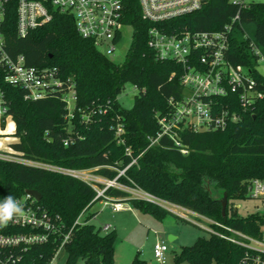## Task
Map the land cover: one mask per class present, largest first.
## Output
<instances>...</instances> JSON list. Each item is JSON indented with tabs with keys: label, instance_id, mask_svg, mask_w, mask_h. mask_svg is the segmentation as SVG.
Wrapping results in <instances>:
<instances>
[{
	"label": "trees",
	"instance_id": "16d2710c",
	"mask_svg": "<svg viewBox=\"0 0 264 264\" xmlns=\"http://www.w3.org/2000/svg\"><path fill=\"white\" fill-rule=\"evenodd\" d=\"M123 23L133 28L125 58L117 63L104 55L90 39L82 37L71 15L55 11L52 19L20 37L16 31V6L8 5L3 24L8 51L23 54L28 65L56 68L58 75L73 83L75 114L70 122L63 94L68 82L49 90L45 97L27 99L20 86L0 80L9 112L15 122L17 140L10 146L27 160L56 166L93 169L94 173L128 187H138L169 203L195 211L244 233L260 236L264 213H239L234 200L249 198L248 185L255 178L264 180V96L243 112L241 119L220 130H184L181 139L190 153L183 155L162 136L151 144L160 130L156 113L168 109V99L183 92L182 66L171 59H160L148 45V30L156 24L168 32L216 31L239 22L255 26V43L264 53V1L237 2L207 0L198 10L172 20L153 23L142 17L139 0H122ZM240 23H235L240 26ZM250 40L231 37L228 58L233 64L248 65L256 88L264 93V75L257 69L259 57ZM174 73L173 76H171ZM138 89L131 107L118 100L125 84ZM219 100L224 102V98ZM87 115L89 118H83ZM123 126L117 136L116 125ZM4 127V124H3ZM65 139H69L65 144ZM127 148L130 154L127 152ZM136 158V162L127 165ZM126 168V169H125ZM125 169L124 174H119ZM218 189L213 195L211 186ZM100 187H104L99 183ZM28 189L37 190L41 199L26 198ZM227 193L226 215L222 216L223 193ZM11 195L38 213L46 212L55 223L46 241L17 249L16 264H50L61 247L67 256L64 264H116V229L91 223L96 212L83 222L75 221L103 197L89 183L44 165L15 160H0V202ZM109 197L124 198L139 211L163 218L172 212L156 202L133 197L127 190L109 186ZM184 222H190L174 214ZM223 230L219 226H215ZM36 230L44 231L43 227ZM35 231L30 227L0 225V232ZM244 248L217 235L199 236L183 245L176 261L190 264H236ZM130 264H147L137 253Z\"/></svg>",
	"mask_w": 264,
	"mask_h": 264
},
{
	"label": "built area",
	"instance_id": "2783aa9c",
	"mask_svg": "<svg viewBox=\"0 0 264 264\" xmlns=\"http://www.w3.org/2000/svg\"><path fill=\"white\" fill-rule=\"evenodd\" d=\"M206 2L207 0H139L142 17L153 23L172 20L194 12ZM232 2L245 1L232 0ZM11 3L16 6V31L20 37L43 26L52 19L55 11H59L71 15L78 33L92 40L104 55L111 58L122 37V28L125 25L122 0H0V80L6 84L20 86L25 91L24 97L33 100L45 97L49 90L68 82V89L63 94V100L68 109L66 118L70 122L75 114L76 100L72 81L69 78L63 80L56 68L28 65L23 54L12 55L8 51L3 24L8 5ZM237 22L240 23L239 16H235L232 23L216 31L185 28L170 33L156 24L149 28L148 45L157 57L171 59L181 64L180 83L183 87V92L179 97L171 96L168 99V109L164 113H156L160 130L157 137L152 139L151 144L158 142L162 136H166L172 142L173 147L183 155H188L190 150L182 142V131L186 129L193 131L224 129L229 124L238 122L243 112L264 96L263 91L256 88V80L250 66L233 64L228 58L231 37L237 35V31L239 33L245 30L244 24L240 23L238 27L235 24ZM242 38L250 40L251 50L259 59L264 58L262 49L253 39L246 33ZM173 75L174 73L171 76ZM220 98H224V102L219 100ZM82 117L89 118L87 115H82ZM8 118L13 124L15 123L9 112L5 90L0 84V125L2 128L0 130V160L44 165L54 171L79 178L95 188L96 198L103 197L100 200L103 205H110L114 210L123 208L120 200H112L111 197L105 195L106 188L117 183L116 178L110 180L97 174L93 176L90 173V170L94 173L93 169L68 168L27 160L22 152L5 144V141L10 138L9 132H15V126L12 131L9 130L11 122H8ZM122 132L123 126L118 123L116 125L117 136ZM68 141L69 139H65L64 143L67 144ZM127 152L130 154L128 148ZM134 162L136 158H133L127 167ZM125 169L120 170L119 174H124ZM99 182L105 183L101 190L96 188ZM128 188H132L135 195L133 197L159 204L164 202L138 187ZM248 195L264 201V180L260 178L251 180L248 185ZM31 197L30 194H26V198ZM18 201L23 205V215H14L13 219L0 225L30 227L35 231L0 232V264H16L19 260V255L15 253L17 249L25 250L28 246L46 241L49 232L56 228L46 212L38 213L31 204L24 206L21 200ZM175 206L180 208L177 214L181 218L188 219L206 231L208 235L220 236L244 248V254L236 264H264V222L260 225V236H253L195 211ZM85 213L80 214L75 224L83 222ZM41 227L45 232L36 230ZM104 228H109V225H105ZM68 237L69 234L64 236L60 248H63L64 241ZM168 250L169 245L166 241L157 240L154 243V257L159 264L166 262Z\"/></svg>",
	"mask_w": 264,
	"mask_h": 264
},
{
	"label": "rangeland",
	"instance_id": "374dc122",
	"mask_svg": "<svg viewBox=\"0 0 264 264\" xmlns=\"http://www.w3.org/2000/svg\"><path fill=\"white\" fill-rule=\"evenodd\" d=\"M250 1H264V0H244ZM244 32H239L240 37H244L246 33L251 39L254 38L255 26L252 23H244ZM133 28L130 25H124L122 28V37L116 45L114 55L111 60L120 63L124 60L126 52L128 51L132 41ZM257 69L264 75V58L257 62ZM138 93V89L130 83L125 84L122 92L118 95V100L124 107H131L133 104V96ZM8 122L10 119H7ZM11 122V121H10ZM1 128V125H0ZM10 140L14 137V132H9ZM5 144H8L5 141ZM93 176H97L90 170ZM96 178V177H95ZM100 179V178H99ZM106 181L105 179H101ZM99 182L100 184H105ZM114 186L127 190L132 196V188L122 183H116ZM96 188L102 189L99 185ZM212 193L218 196V189L211 186ZM162 200V199H161ZM161 202L164 208L171 211V214L163 218H157L150 213L139 211L136 209L122 208L114 210L110 205H103L100 200L97 201L91 208V211L96 212V217L90 221L97 227H102L103 232L106 231L104 226L109 224V230L116 229L117 238L115 241V263L130 264L131 260L137 253L140 257L146 260L147 264H159L154 257L153 246L157 240H164L169 245V250L166 253V262L164 264H190L188 261H176L175 255L178 253L183 245H191L199 236L208 235L206 231L198 227L192 222H184L177 218L174 214L180 210L177 206L165 200ZM234 204L238 207L239 213L246 215L251 212H264V201L258 198L236 199ZM169 207V208H168ZM170 208H172L170 210ZM179 216V215H178ZM198 220L197 218H194ZM188 220V219H186ZM203 221V220H202ZM170 235H176L175 240L170 239ZM67 253L64 248H60L50 264H64ZM77 264H86L85 260L81 259Z\"/></svg>",
	"mask_w": 264,
	"mask_h": 264
},
{
	"label": "clouds",
	"instance_id": "9594fccd",
	"mask_svg": "<svg viewBox=\"0 0 264 264\" xmlns=\"http://www.w3.org/2000/svg\"><path fill=\"white\" fill-rule=\"evenodd\" d=\"M14 215H23V205L11 195L0 202V224H6Z\"/></svg>",
	"mask_w": 264,
	"mask_h": 264
},
{
	"label": "water",
	"instance_id": "95a60500",
	"mask_svg": "<svg viewBox=\"0 0 264 264\" xmlns=\"http://www.w3.org/2000/svg\"><path fill=\"white\" fill-rule=\"evenodd\" d=\"M26 193L30 194L31 196H33L36 200H40L41 199V194L37 190L28 189L26 191ZM221 202H222V216H225L226 215V209H227V203H228L227 193L226 192L223 193V196L221 198ZM170 239H171V236H170Z\"/></svg>",
	"mask_w": 264,
	"mask_h": 264
},
{
	"label": "crops",
	"instance_id": "0c3cea01",
	"mask_svg": "<svg viewBox=\"0 0 264 264\" xmlns=\"http://www.w3.org/2000/svg\"><path fill=\"white\" fill-rule=\"evenodd\" d=\"M15 124V123H14ZM11 125V129H13L12 128V124H10ZM15 126V125H14ZM0 130H2V128H0ZM17 140V137H12L11 138V140H10V138L8 139V144L10 145V143H12V142H14V141H16ZM112 198V200H124V198H119V197H111ZM123 203V208H128V209H134L132 206H131V204L129 203V202H122ZM92 208V207H91ZM91 208L84 214L85 216L89 213V212H92L91 211ZM97 215H95L94 217H96ZM107 225H109V224H107ZM171 236V240H175V239H177L178 237L176 236V235H170ZM56 256V255H55ZM55 258V257H54ZM54 260V259H53ZM52 260V261H53ZM132 261V260H131ZM117 264V263H116Z\"/></svg>",
	"mask_w": 264,
	"mask_h": 264
},
{
	"label": "bare ground",
	"instance_id": "6f19581e",
	"mask_svg": "<svg viewBox=\"0 0 264 264\" xmlns=\"http://www.w3.org/2000/svg\"><path fill=\"white\" fill-rule=\"evenodd\" d=\"M10 124H12V128L14 129V124L12 122ZM13 129H11V125H9V130L12 131Z\"/></svg>",
	"mask_w": 264,
	"mask_h": 264
}]
</instances>
